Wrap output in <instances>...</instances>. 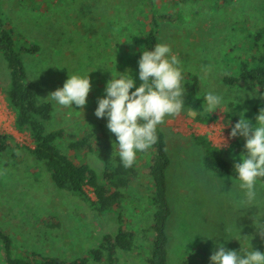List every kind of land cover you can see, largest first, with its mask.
Returning <instances> with one entry per match:
<instances>
[{"label":"rangeland","instance_id":"374dc122","mask_svg":"<svg viewBox=\"0 0 264 264\" xmlns=\"http://www.w3.org/2000/svg\"><path fill=\"white\" fill-rule=\"evenodd\" d=\"M165 2L155 0L154 4L160 8L167 5ZM0 3L12 26L40 47L35 54H23V61L38 99L54 106L47 130L65 129L79 137L85 132L84 123L98 121L109 131L106 118L94 115L97 100L104 95L111 73L115 76L117 71H131L139 85L140 44L136 36L142 17L139 8L142 6L150 14L152 7L137 0H0ZM177 11L179 16L174 21L160 19L158 43L170 46L182 73L200 78L199 97L207 91L223 95L224 113L212 114L220 126L230 131L233 125L227 117L230 104L255 124L254 106L264 104L260 92L254 86L230 88L223 83V77L227 71L237 72L236 59L245 56L242 47H246L248 36L264 27V0H189ZM69 74H89L92 87L83 108L62 107L46 99L50 92L63 86ZM9 83L10 73L0 52V133L9 135L13 144L22 147L23 155L10 161L0 156V226L11 238L14 254L86 256L101 244L104 235L116 233L120 228L118 216L114 212L97 214L78 196L58 189L43 169L35 168L25 150L33 147L32 141L26 132L16 129L15 113L3 93ZM254 91L256 94L251 95ZM184 109L159 125L170 158L166 172L172 209L167 222L169 264H210L209 257L216 245L206 237L219 238L227 249L240 251L241 247L246 250L252 247L264 253V237L253 220L258 213L264 216V186L257 184L255 207L241 205L243 193L238 182L205 169L204 151L193 140L195 113ZM239 139L234 138L229 147L222 149L227 150L224 157L230 162H239L244 151V147L228 151ZM241 140L244 144V139ZM140 153L135 163L142 170L155 153L151 149ZM72 156L79 163H87L99 172L103 170V163L93 153ZM126 194L124 226L136 233L139 248L132 253L119 251V264H149L150 243L146 239L152 240L153 234L141 230L152 225L155 207L151 203V182L142 171ZM46 221L59 226L52 228ZM0 264H5L1 243Z\"/></svg>","mask_w":264,"mask_h":264},{"label":"trees","instance_id":"16d2710c","mask_svg":"<svg viewBox=\"0 0 264 264\" xmlns=\"http://www.w3.org/2000/svg\"><path fill=\"white\" fill-rule=\"evenodd\" d=\"M139 4H149L152 7L150 14L142 6L139 12L142 17L138 20L140 30L139 56L142 50H147L158 43V31L161 20L174 21L179 11L189 0H165L167 5L156 7L155 0H137ZM0 3V52L7 63L10 73V83L3 88V93L9 107L15 113V127L20 132H26L33 147L25 150L32 157L35 168H41L52 179L55 186L63 191L78 196L99 215L114 212L118 216L120 228L114 234L102 237L101 244L92 249L86 256L79 258H62L58 256H43L31 252L29 254H14L13 242L0 226V243L3 249L5 264H119V251L132 253L138 250L136 233L133 229L124 226V202L126 191L140 178L141 171L151 182L153 195L151 203L155 207L153 223L142 229L141 233H152V240L145 237L150 243L149 264H169V236L167 222L172 215L168 201V184L166 172L170 166L167 155V144L163 131L158 126L157 141L148 150L154 151L152 160L140 170L134 162L133 166L125 168L113 153L114 134L108 131L104 124L98 121H88L83 124L85 131L81 136L68 133L65 129L47 130V123L52 119L54 106L51 102L38 99L35 84L31 81L23 54H35L40 47L33 44L18 32L7 19L3 5ZM164 10V12H162ZM171 10V13H168ZM151 16V17H149ZM10 23V24H9ZM245 56L237 57V72L227 71L223 83L230 88H245L254 86L260 93H264V27H261L248 36L246 47H242ZM235 50L232 49L227 55ZM200 78L191 73H182V89L184 92V108L195 113V122L209 124L217 121V117L204 111V96L199 97ZM264 108V104L254 106L257 116ZM238 111L233 104L229 105L227 117L233 125L239 119ZM80 127V125H79ZM78 127V128H79ZM195 143L204 151V167L207 171L235 177L233 164L224 157V152L214 147L205 136L193 137ZM63 143V144H61ZM241 138L228 151H238L243 148ZM22 147L13 144L12 138L0 133V156L5 159L21 158ZM66 150L67 153L64 151ZM148 150L141 152L146 153ZM93 153L103 163V170L99 172L87 163H79L72 154L86 156ZM235 180V179H234ZM264 186V179L258 182ZM91 189L94 198L87 191ZM1 225V224H0ZM50 227H58L59 223H49Z\"/></svg>","mask_w":264,"mask_h":264},{"label":"clouds","instance_id":"9594fccd","mask_svg":"<svg viewBox=\"0 0 264 264\" xmlns=\"http://www.w3.org/2000/svg\"><path fill=\"white\" fill-rule=\"evenodd\" d=\"M117 73L115 76L111 73V79L106 82L104 95L98 98L94 115L106 118V126L115 136L113 153L127 168L133 166L138 153L156 143L158 126L166 118L185 110L182 71L170 46L157 43L150 49L142 50L138 60L139 85L131 71ZM207 75L206 69L204 77ZM91 87L89 74H69L63 86L50 92L46 99L62 107L73 108L75 105L83 108ZM255 94V91L251 93ZM260 95L264 98V93ZM237 103L236 99L235 105ZM224 104L222 94L216 91L204 94V111L211 114L223 112ZM238 115L237 122L231 125L229 139L243 138L244 151L240 154L239 162L233 164V172L238 188L243 193L240 204L250 208L256 205L257 184L264 179V108L255 117V124L245 118L244 112ZM212 127L222 129L217 134L220 148L226 146L223 127L219 122ZM253 220L259 234L264 237V216L258 213ZM206 238L213 239L216 245L209 257L210 264H264V253L252 247L250 250L241 247L240 251H236L227 249L219 238Z\"/></svg>","mask_w":264,"mask_h":264},{"label":"built area","instance_id":"2783aa9c","mask_svg":"<svg viewBox=\"0 0 264 264\" xmlns=\"http://www.w3.org/2000/svg\"><path fill=\"white\" fill-rule=\"evenodd\" d=\"M216 125H217V121L211 122L209 124H200V123H197L196 124V134H195V136H205V137H207V139L212 143V145L214 147H217V148H219V149L222 150L224 147L225 148L226 147H229L232 144V142L234 141V138L229 139V132H230L229 129H226V127H224V126L221 125V127H223V133H222V135L225 138V140H227V142H226V146L220 148L221 147V144L219 142V139H218V135L217 134L219 133V131H222V129H219L218 127L217 128H213L212 127V126H216ZM205 127L207 128V131H203L202 130ZM87 191L94 198L93 191L90 188Z\"/></svg>","mask_w":264,"mask_h":264}]
</instances>
